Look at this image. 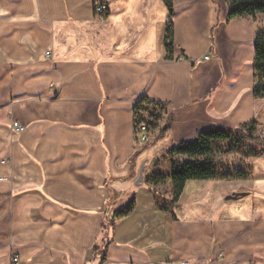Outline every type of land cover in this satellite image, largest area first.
Listing matches in <instances>:
<instances>
[{
  "label": "crops",
  "instance_id": "0c3cea01",
  "mask_svg": "<svg viewBox=\"0 0 264 264\" xmlns=\"http://www.w3.org/2000/svg\"><path fill=\"white\" fill-rule=\"evenodd\" d=\"M227 9L172 0L170 17L162 0H0V264H264V184L188 181L171 215L144 181L205 130L264 127L252 95L263 15L227 21ZM141 98L170 111L146 148L133 134ZM141 152L153 169L136 187Z\"/></svg>",
  "mask_w": 264,
  "mask_h": 264
},
{
  "label": "trees",
  "instance_id": "16d2710c",
  "mask_svg": "<svg viewBox=\"0 0 264 264\" xmlns=\"http://www.w3.org/2000/svg\"><path fill=\"white\" fill-rule=\"evenodd\" d=\"M167 13L172 17V0H162ZM227 4V21L235 19H254L264 16V0H225ZM164 48L167 58L172 53L171 22H168L164 37ZM253 60V88L252 95L255 100H264V27L259 30L254 39ZM133 122L145 123L148 132L156 131L153 141L157 142L170 129V111L165 102L151 101L147 98L137 100L132 109ZM258 123L248 121L235 128L214 127L199 133L193 140L180 142L166 151L163 158L170 164V174L165 176L155 171L147 177L146 183L152 187L156 208L159 211L173 214L184 186L188 181L210 180H246L250 178V171L246 172L228 166L221 157L227 155H240L245 158L259 157L264 150H256L249 146L255 141V132ZM170 186L169 198L157 191L165 182ZM134 209V199L111 215V221L102 226L104 233L113 228L115 221L127 217ZM98 249L94 252L98 254ZM103 259L104 249L100 250ZM98 254V255H99Z\"/></svg>",
  "mask_w": 264,
  "mask_h": 264
},
{
  "label": "rangeland",
  "instance_id": "374dc122",
  "mask_svg": "<svg viewBox=\"0 0 264 264\" xmlns=\"http://www.w3.org/2000/svg\"><path fill=\"white\" fill-rule=\"evenodd\" d=\"M261 24L264 25V16L261 18ZM151 139L150 141L145 144V145H141V144H137L138 148H146L149 147L150 145H152L155 141H153V138L156 135V131L151 132ZM249 146L255 148L256 150H264V127L260 126L258 124L256 132H255V141L250 142ZM146 150V149H144ZM143 150V151H144ZM141 156H142V160L138 166V170L141 166L142 163L145 162V160H148L145 157H149V152H141ZM221 159L230 167L232 168H237V169H241L243 171H250V178L246 179V180H235V181H248V182H253L252 185H256V184H264V152L256 158H245L243 156L240 155H227L224 157H221ZM151 160H148V162L145 164V173L147 174L148 171L152 170V166L151 163H149ZM158 172L162 173L163 175H165L166 177L169 176L170 174V164L167 160H163L161 162L158 163ZM144 171V170H143ZM149 175L146 176V178H144V181L146 183V179ZM169 182V179H168ZM147 184V183H146ZM256 189H254L255 191ZM157 191H159L160 193L164 194L165 198H169V194L170 191L168 189V185L167 182H165V184L162 187L157 188ZM256 192H258L259 194H264V189H260V190H256ZM239 194V193H238Z\"/></svg>",
  "mask_w": 264,
  "mask_h": 264
},
{
  "label": "built area",
  "instance_id": "2783aa9c",
  "mask_svg": "<svg viewBox=\"0 0 264 264\" xmlns=\"http://www.w3.org/2000/svg\"><path fill=\"white\" fill-rule=\"evenodd\" d=\"M106 13H107V6L96 5L94 7V14L96 16H102ZM46 55L48 56L49 54L46 53ZM178 59H180V58H178ZM12 129L17 131V132H22L23 127L18 123H12ZM133 134H134V140H135L136 144L145 145L151 139V135L148 132L145 123H135ZM17 262H18V258L16 256L11 258L12 264H16ZM180 264H187V262H181Z\"/></svg>",
  "mask_w": 264,
  "mask_h": 264
},
{
  "label": "water",
  "instance_id": "95a60500",
  "mask_svg": "<svg viewBox=\"0 0 264 264\" xmlns=\"http://www.w3.org/2000/svg\"><path fill=\"white\" fill-rule=\"evenodd\" d=\"M144 168H145V163H142L141 166H140V168H139L138 177H137V179H136V181L134 183V185L136 187H138V186H140L142 184V181H143L142 174H143ZM245 196H246L245 193L231 194V195L227 196L225 198V200H237L238 198L245 197Z\"/></svg>",
  "mask_w": 264,
  "mask_h": 264
}]
</instances>
